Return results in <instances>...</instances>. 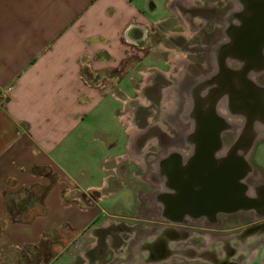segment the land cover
Here are the masks:
<instances>
[{"label": "crops", "instance_id": "1", "mask_svg": "<svg viewBox=\"0 0 264 264\" xmlns=\"http://www.w3.org/2000/svg\"><path fill=\"white\" fill-rule=\"evenodd\" d=\"M172 1L0 0V264H73L76 255L89 264L93 249L95 264L109 261L108 240L97 236L128 225L133 206V194L116 200L125 189L117 169L142 164L120 102L128 106L137 62L139 75L151 73L145 36ZM35 187L46 194L43 211L28 205L26 220L13 222L6 201ZM216 196L230 205L231 194H207V204Z\"/></svg>", "mask_w": 264, "mask_h": 264}, {"label": "flooded vegetation", "instance_id": "2", "mask_svg": "<svg viewBox=\"0 0 264 264\" xmlns=\"http://www.w3.org/2000/svg\"><path fill=\"white\" fill-rule=\"evenodd\" d=\"M169 5L173 11L152 22L145 36V67L151 73L139 75L137 62L131 74L138 79L127 84L128 106L120 102L137 132L131 154L141 156L142 164L130 160L117 171L140 211L132 206L128 225L119 223L114 229L141 230L145 225L136 223V217L145 214L146 222L162 229V239L149 243L153 250L161 249L167 230L178 229L181 237L205 231L199 224L203 220L217 228L211 232L227 231L244 243L239 246L242 263L233 261L236 251L228 239L219 259L207 252L214 264H264V218L240 220L249 213L264 217L262 173L249 161L264 142V0H174ZM242 162L251 168L239 181L247 190H232ZM207 194H231L230 205L221 208L217 196L207 204ZM232 194H249L252 209L238 208ZM92 197L87 194L88 200ZM198 197L203 198L201 206ZM103 235L101 230L97 241Z\"/></svg>", "mask_w": 264, "mask_h": 264}, {"label": "rangeland", "instance_id": "3", "mask_svg": "<svg viewBox=\"0 0 264 264\" xmlns=\"http://www.w3.org/2000/svg\"><path fill=\"white\" fill-rule=\"evenodd\" d=\"M249 161L253 169H256V171L257 169L261 171L262 176H258V178L260 182L264 183V169L256 167V164H264V142L258 144L254 148ZM253 181L258 180L254 178ZM118 192V198H116V200L125 201L126 199L127 203L132 202V197L129 191L126 189H119ZM138 205H140V203L133 204L136 213L139 210L137 207ZM257 218L263 219L264 217L263 215L261 217L256 216L254 213H249L246 215L245 219L242 218L240 220L242 222H250L251 220H259ZM136 219V223L145 225L142 226L141 230H132L131 228L123 231H111L110 229L103 230L104 240H108L107 244L109 245L108 247H110L111 251L107 252L109 254L105 259L109 261L107 263L104 261L102 264H214V262L208 258L207 252L213 253L216 259H219L224 253L222 243L228 239H231L233 248L236 251V253H234L232 256L233 261L242 263L244 260V255H239V253H243L239 246L243 245L244 243H240L237 240L235 241L236 238L234 237H228L229 232L227 231L211 232L193 230L183 232L185 234L182 235L185 236L181 237L177 234L179 231L176 230L173 232L178 236H170V234H172L170 233V237H164L163 242L161 241L159 243L161 249L153 248L152 250L151 247H149V243H151V241L157 237L162 239V229L154 228L152 227L153 225L146 222L148 221V218L145 214L136 217ZM139 220H145V223H140L141 221ZM236 222H238L237 219L234 221L232 220V225H234ZM165 231L166 230H164V232ZM109 233L111 238L108 239L107 234ZM231 233L234 234L235 232L233 231ZM117 234H119L121 238L117 237ZM101 243L102 242L100 241V244ZM163 251L165 253L161 255ZM99 253L100 252L98 251V254ZM96 254V249H93L91 255H94V257L91 259V257L89 258L87 256L88 259H90L89 264H95L93 259L98 255ZM154 256L157 258H154ZM81 262V259L76 255L73 264H81Z\"/></svg>", "mask_w": 264, "mask_h": 264}, {"label": "trees", "instance_id": "4", "mask_svg": "<svg viewBox=\"0 0 264 264\" xmlns=\"http://www.w3.org/2000/svg\"><path fill=\"white\" fill-rule=\"evenodd\" d=\"M36 191L34 193L28 194L30 191L29 189L24 190V194L26 197L22 198L19 202H15L13 198L8 199L6 201V211L8 213L9 218L13 221H21L26 220L24 216V212L26 211V206H34L38 205L40 208V211H43V208H41L42 200L45 197V192L39 187H35ZM43 191V192H42Z\"/></svg>", "mask_w": 264, "mask_h": 264}, {"label": "water", "instance_id": "5", "mask_svg": "<svg viewBox=\"0 0 264 264\" xmlns=\"http://www.w3.org/2000/svg\"><path fill=\"white\" fill-rule=\"evenodd\" d=\"M242 166H243L242 174L239 177L232 178L231 181L232 190L238 189V187L241 186L239 181L244 179L250 172L251 168L247 162H242ZM246 190H247L246 186L242 187V191H246ZM233 196L234 194H232V201L237 203L238 208L241 207L245 211H249L250 209H252L253 202L249 194H236L235 197Z\"/></svg>", "mask_w": 264, "mask_h": 264}, {"label": "built area", "instance_id": "6", "mask_svg": "<svg viewBox=\"0 0 264 264\" xmlns=\"http://www.w3.org/2000/svg\"><path fill=\"white\" fill-rule=\"evenodd\" d=\"M10 88H11V87H10ZM10 88H9V89H10Z\"/></svg>", "mask_w": 264, "mask_h": 264}]
</instances>
